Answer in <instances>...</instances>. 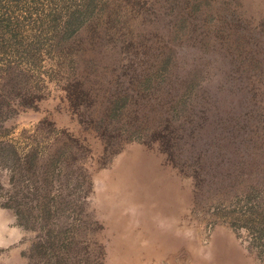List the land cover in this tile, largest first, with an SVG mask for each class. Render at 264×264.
<instances>
[{
    "label": "rangeland",
    "instance_id": "374dc122",
    "mask_svg": "<svg viewBox=\"0 0 264 264\" xmlns=\"http://www.w3.org/2000/svg\"><path fill=\"white\" fill-rule=\"evenodd\" d=\"M139 33L140 63L146 43L167 41L178 71L199 74L198 88L206 91L198 95L201 104L194 101L199 112L188 103L184 121L160 122L159 107L169 103L161 105L154 90L115 118L110 140L121 149L112 155L57 98L18 111L4 123L5 137L16 144L36 139L33 127L45 120L37 139L46 147L36 150L31 177L46 176L58 154L62 168L53 180L42 178L41 188L30 184L26 222L0 205V264H256L229 224L237 211L227 212L233 202L222 201V193L224 185L264 181V150L245 124L255 122L247 113L253 101L264 102V0H140ZM47 123L63 131H50ZM157 129L170 132L172 155L153 137ZM67 131L77 140H65ZM70 143L72 149L58 152ZM233 153V161L219 163ZM215 161L233 177L216 179L223 173ZM11 169L0 158L3 188ZM44 185L52 191L54 216L37 213Z\"/></svg>",
    "mask_w": 264,
    "mask_h": 264
},
{
    "label": "trees",
    "instance_id": "16d2710c",
    "mask_svg": "<svg viewBox=\"0 0 264 264\" xmlns=\"http://www.w3.org/2000/svg\"><path fill=\"white\" fill-rule=\"evenodd\" d=\"M145 12H150L149 7ZM139 31L140 0H0V158L14 169H11L10 185L7 188L0 185V191H4L0 193V205L14 208L18 220L29 219L30 184L35 190L41 188L37 184L42 178L53 180L59 176L63 158L58 154L51 159L47 171L50 175L31 177L38 158L36 150L42 146L37 139L43 129L40 124L45 120L33 127L36 139L31 137L23 144H16L5 137L4 123L18 111L38 109L42 100L50 96L57 98L78 122L90 124V131L99 135L104 149H110L112 155L121 149V142L113 146L110 140L113 122L118 120L115 118L124 114L131 104L140 106V98L151 97L154 90L161 105L169 103L165 108L159 107L160 122L163 118L173 123L184 121L183 107L188 103L193 114L199 112L194 101L201 104L202 98L198 95L206 92L205 88H198L202 82L199 74L187 76L178 71L175 51L167 41L155 46L146 43L140 63V51L134 44L140 42ZM140 64H145L141 72L139 69V72L128 73L129 68L140 67ZM206 97L208 100L204 103L208 105L210 101L208 95ZM260 99H264V93ZM217 104L219 108L223 106L220 100ZM248 110L247 113L252 110L250 116H254L255 122L245 121V124L250 131L258 133L253 143L264 150V102L253 101ZM146 115L141 117L149 116ZM47 124L50 131H63ZM161 131L154 130L153 137L172 155L175 141L171 140L169 131ZM66 135L68 142L77 140L68 131ZM72 147V143L64 144L58 152ZM235 158V153L225 157L226 160L219 156V163H229ZM19 160L22 165L17 164ZM219 163L215 161L223 174L216 179L233 177L232 171L222 169ZM240 173L247 174L243 170ZM47 185L37 197L39 216H54L56 212L52 191ZM222 194V201L233 202L234 207L227 212L237 211L235 219L229 222L236 237L253 263L264 264V181L256 179L246 187L224 185ZM20 224L25 225L23 221Z\"/></svg>",
    "mask_w": 264,
    "mask_h": 264
}]
</instances>
